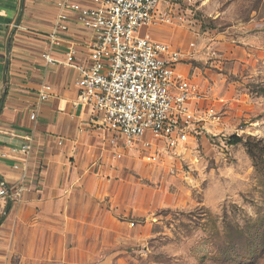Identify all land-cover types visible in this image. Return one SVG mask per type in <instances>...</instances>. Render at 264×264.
<instances>
[{
    "label": "rangeland",
    "instance_id": "1",
    "mask_svg": "<svg viewBox=\"0 0 264 264\" xmlns=\"http://www.w3.org/2000/svg\"><path fill=\"white\" fill-rule=\"evenodd\" d=\"M164 2L165 22L152 31L189 52L179 67L202 94L203 122L172 151L118 158L107 148L97 203L111 231L87 264H264V0ZM13 211L0 218V232L12 216L16 233L1 237L0 261L46 264L35 225Z\"/></svg>",
    "mask_w": 264,
    "mask_h": 264
},
{
    "label": "crops",
    "instance_id": "2",
    "mask_svg": "<svg viewBox=\"0 0 264 264\" xmlns=\"http://www.w3.org/2000/svg\"><path fill=\"white\" fill-rule=\"evenodd\" d=\"M60 1L0 0V178L8 184L19 178L11 165L23 158L17 151L24 143L22 137L31 135L28 178L35 188L8 212L23 211L15 218L35 225L40 236L35 247L46 264H87L95 246L106 244L111 231L106 225L107 211L102 214L97 203L103 198L100 173L104 166L100 164L109 152V133L99 114L77 104L76 71L60 64L47 66L41 57L50 51L55 60L62 61L66 46L74 45L76 62H87L90 34L75 23L69 10L63 47L48 45L46 35L57 18ZM149 29L154 37L153 31L159 30ZM43 84L51 92L41 101L38 91ZM12 222L11 216L4 224ZM8 225L0 239L16 234Z\"/></svg>",
    "mask_w": 264,
    "mask_h": 264
},
{
    "label": "built area",
    "instance_id": "3",
    "mask_svg": "<svg viewBox=\"0 0 264 264\" xmlns=\"http://www.w3.org/2000/svg\"><path fill=\"white\" fill-rule=\"evenodd\" d=\"M80 5L62 0L51 31L49 46L63 47L68 30L66 10L74 13L75 23L90 34L87 62L77 63L78 50L66 46L62 61L50 51L42 54L47 66L60 64L73 68L77 78V104L89 106L102 118L109 133L107 145L120 158L126 150L172 151L187 142L191 131L203 122L196 105L202 94L197 85L178 72L189 52L173 48L149 31L165 22L164 0H90ZM189 47H193L190 43ZM51 92L48 84L38 91L39 100ZM36 112L30 118L34 120ZM17 149L22 159L12 163L19 172L16 182L0 178V218L7 204H17L35 188L28 178L32 136L22 137ZM150 152L148 162H155Z\"/></svg>",
    "mask_w": 264,
    "mask_h": 264
},
{
    "label": "trees",
    "instance_id": "4",
    "mask_svg": "<svg viewBox=\"0 0 264 264\" xmlns=\"http://www.w3.org/2000/svg\"><path fill=\"white\" fill-rule=\"evenodd\" d=\"M20 13H21V12H19L18 19L20 18ZM239 142H241V139L238 138V137L232 136V137L229 138V144L235 145V144H237V143H239ZM248 147H249V148H248ZM247 150H248V153H249V155H250L251 157H253V158H256V157H257L255 151L250 147V145L247 146ZM259 151H261V153L264 154V146L261 147V148H259ZM9 209H10V205H7V207H6V209H5V212L7 213V212L9 211Z\"/></svg>",
    "mask_w": 264,
    "mask_h": 264
}]
</instances>
